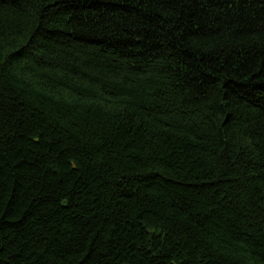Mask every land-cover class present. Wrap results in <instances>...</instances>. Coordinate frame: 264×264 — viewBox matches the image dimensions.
Segmentation results:
<instances>
[{"label":"trees","instance_id":"1","mask_svg":"<svg viewBox=\"0 0 264 264\" xmlns=\"http://www.w3.org/2000/svg\"><path fill=\"white\" fill-rule=\"evenodd\" d=\"M0 264H264V0H0Z\"/></svg>","mask_w":264,"mask_h":264}]
</instances>
